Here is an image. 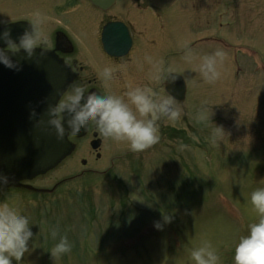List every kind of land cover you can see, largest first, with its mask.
<instances>
[{
	"label": "rangeland",
	"instance_id": "rangeland-1",
	"mask_svg": "<svg viewBox=\"0 0 264 264\" xmlns=\"http://www.w3.org/2000/svg\"><path fill=\"white\" fill-rule=\"evenodd\" d=\"M147 30L131 56L147 48L151 57L166 47L161 37L150 43L155 29ZM170 32L173 48L158 62H174L186 97L179 119L158 121L157 143L134 152L126 141L103 137L96 159L89 134L76 138L78 150L44 178L24 181L34 189L56 187V193L0 189V200L19 206L34 224L35 248L21 264H194L191 250L204 241L215 247L220 264H234L236 242L258 219L250 193L264 187V0H176ZM187 48L195 56L191 65ZM217 48L227 55L220 77L207 82L191 69ZM118 77L102 92L127 99ZM216 125L224 132L214 141ZM132 169L138 177L130 176ZM113 176V190L103 192L102 180ZM89 185L95 187L90 201H73ZM51 228L72 242L71 252L55 262L47 251L56 242L48 237Z\"/></svg>",
	"mask_w": 264,
	"mask_h": 264
},
{
	"label": "clouds",
	"instance_id": "clouds-1",
	"mask_svg": "<svg viewBox=\"0 0 264 264\" xmlns=\"http://www.w3.org/2000/svg\"><path fill=\"white\" fill-rule=\"evenodd\" d=\"M29 25L13 39L11 27L5 26L0 31V64L19 71L21 65L12 57L23 51L25 58H32L37 48L44 55L45 45L49 42L46 29V17L39 11L32 13ZM5 22L0 20V25ZM222 48L199 57V62L191 69L198 71L207 82H214L221 73L219 65L226 57ZM146 59L152 63L151 80L169 83L178 79L174 68L163 62H152L151 57ZM184 59L192 64L195 56L191 48H187ZM116 68L106 66L102 71L105 81L113 79ZM86 82H73L69 88L60 94L54 105L46 110L47 120L38 119L36 125L46 124V131L54 130L57 140L62 141L65 134L76 137L81 130L90 126L104 138L113 141H126L134 152H141L154 145L159 140V123L161 117L175 122L181 115V110L169 95L156 92L150 86L130 87L123 96L104 94L100 91H90ZM32 116L37 113L33 110ZM224 132L220 126L213 130V140ZM181 147H184L181 145ZM10 183L9 177L0 174V188ZM252 206L258 213V219L248 226V232L235 244L234 264H264V187H258L250 193ZM164 223L171 220V216L163 217ZM30 216L24 214L19 206L10 204L7 200H0V264H21L22 258L35 247L34 233ZM154 227L162 230L164 224L157 221ZM48 237L56 241L47 250L53 261L70 253L72 242L66 234L60 235L56 228H51ZM48 237H45L46 239ZM58 237V239H57ZM31 243V247H30ZM194 264H220V256L209 241H204L199 247L193 248L190 253Z\"/></svg>",
	"mask_w": 264,
	"mask_h": 264
},
{
	"label": "flooded vegetation",
	"instance_id": "flooded-vegetation-1",
	"mask_svg": "<svg viewBox=\"0 0 264 264\" xmlns=\"http://www.w3.org/2000/svg\"><path fill=\"white\" fill-rule=\"evenodd\" d=\"M175 3L176 0H98V4L93 0H0V20L5 22L4 25H0V31L5 26L11 27L13 39H18L25 27L29 25L27 20L31 18L32 13L39 11L47 20L49 42L45 45L47 49L43 50L44 55H40L41 49L37 48L34 56L49 58L54 62L53 68L57 70L56 66H60V69L67 73L64 84L66 90L73 82H86L90 91L101 93L105 90L110 91L111 80L105 81L101 74L104 67L112 62L116 68L113 79L119 76L116 80H120L124 85L119 89L122 95L130 87L136 86H150L158 93L161 91L169 95L165 90L166 79L158 83L151 80L152 63L146 59L151 51L140 46L139 57L131 56V53L134 47L139 45V39L147 38L144 36L147 35V29L150 27L155 29L153 37L152 35L150 37V43H159V37H161L162 44H166L165 48L161 47V50L152 52L154 54L151 56L152 62H158L160 54H164L161 53L163 50L167 48L169 51L173 48L170 46L172 39L170 24L175 18ZM111 24L124 26L128 31L131 46L126 55L112 56L105 49L104 31ZM81 38L84 39L85 44L82 43ZM2 45L3 42L0 43V46ZM20 56H24L23 51L13 57ZM162 62L174 68L172 60L167 59ZM62 92H64L63 89L56 96L55 103ZM170 97L176 105H182L184 102ZM89 134L93 139H100L99 149L95 151L91 149L96 159H100L99 150L103 147L104 138L94 127L90 126L81 135L73 137V142H76V138ZM93 139L89 141V145ZM78 144L72 145V148L75 146L74 151L78 150ZM8 161L4 162L5 166ZM82 163L87 166L84 159Z\"/></svg>",
	"mask_w": 264,
	"mask_h": 264
},
{
	"label": "water",
	"instance_id": "water-1",
	"mask_svg": "<svg viewBox=\"0 0 264 264\" xmlns=\"http://www.w3.org/2000/svg\"><path fill=\"white\" fill-rule=\"evenodd\" d=\"M93 1L98 4V0ZM103 42L112 56L126 55L131 46L127 29L117 24L105 28ZM12 58L21 65L19 71L0 64V174L9 177L10 183L4 187H30L23 181L47 175L74 152V143L67 134L60 141L54 130H45L46 124L36 125L38 119L47 120V108L54 105L60 90H66L67 73L60 66L53 68L54 62L49 58ZM176 75L177 80H166L165 90L173 98L183 100L186 82L180 74ZM33 110L36 116L31 115ZM84 132L82 129L79 135ZM99 145V139L91 142L93 149Z\"/></svg>",
	"mask_w": 264,
	"mask_h": 264
},
{
	"label": "trees",
	"instance_id": "trees-1",
	"mask_svg": "<svg viewBox=\"0 0 264 264\" xmlns=\"http://www.w3.org/2000/svg\"><path fill=\"white\" fill-rule=\"evenodd\" d=\"M131 171H132V172H131L132 174H130V176H132V177H133V176L138 177V176H136V174H138V171H137V170L132 169ZM102 181H103V182L101 183V190H103V192L107 193V192L113 190V188H114V186H115L114 184H115V182H116L114 176L111 177V178H109V179L104 178ZM94 188H95V187H91V185H89V187H88V186L85 187V189H83V191H82L81 193H75V195L72 196L73 201H74L75 198H76L75 201H82L83 204H84V202H89V201H90V194L94 191ZM49 193H56V189L54 188V189H53L51 192H49ZM56 196H57V194H55L54 196L52 195V197H56ZM50 199H51V198H48V197H47V198H46V203L51 202Z\"/></svg>",
	"mask_w": 264,
	"mask_h": 264
}]
</instances>
